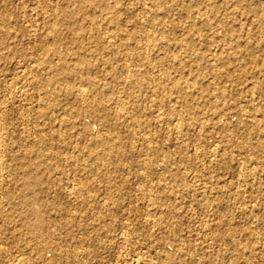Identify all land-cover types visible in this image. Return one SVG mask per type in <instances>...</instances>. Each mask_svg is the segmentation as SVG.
Here are the masks:
<instances>
[{
  "label": "rangeland",
  "instance_id": "374dc122",
  "mask_svg": "<svg viewBox=\"0 0 264 264\" xmlns=\"http://www.w3.org/2000/svg\"><path fill=\"white\" fill-rule=\"evenodd\" d=\"M13 263L264 264V0H0Z\"/></svg>",
  "mask_w": 264,
  "mask_h": 264
},
{
  "label": "bare ground",
  "instance_id": "6f19581e",
  "mask_svg": "<svg viewBox=\"0 0 264 264\" xmlns=\"http://www.w3.org/2000/svg\"><path fill=\"white\" fill-rule=\"evenodd\" d=\"M248 174H249V173H248ZM249 177H250V176H249ZM252 177H253V176H252ZM254 177H255V176H254ZM251 179H252V178H251ZM253 179H254V178H253ZM253 179H252V180H253ZM38 227H39V226H38ZM39 229H40V228H39ZM31 231H32V229H31ZM36 231H37V230H36ZM33 233H34V232H33ZM42 233H43V232H41V234H40V233H39V234L42 235ZM34 238L36 239V237H34ZM30 248H31V247H30ZM31 250H32V249H31ZM37 250H38V249H37ZM39 251H40V250H39ZM39 254H40V253H39ZM37 258H38V257H37ZM40 259H41V258H40ZM38 262H39V261H38ZM41 262H42V261H41ZM15 263H16V262H15ZM15 263H13V264H15ZM17 263H18V262H17ZM20 263H24V262L22 261V262H20ZM39 263H40V262H39ZM47 264H48V263H47Z\"/></svg>",
  "mask_w": 264,
  "mask_h": 264
}]
</instances>
